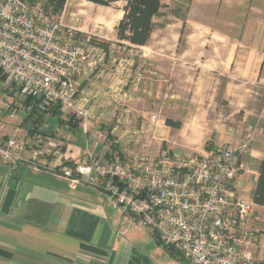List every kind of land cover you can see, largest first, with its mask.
I'll list each match as a JSON object with an SVG mask.
<instances>
[{"label":"crops","instance_id":"obj_1","mask_svg":"<svg viewBox=\"0 0 264 264\" xmlns=\"http://www.w3.org/2000/svg\"><path fill=\"white\" fill-rule=\"evenodd\" d=\"M161 1L184 8L177 12L184 32L179 24L173 29L176 44H152L154 32L146 46L127 42L111 46L116 55L98 44L106 52L105 58L87 68L78 80L88 130L83 131L82 124L79 129L53 125L50 137L43 135V148L48 149L50 142L58 146L48 149L47 160L60 165L84 158L88 152L107 153L111 144L108 133L122 157L139 154L128 143L131 134H136L130 119L139 111L136 89L129 86L135 83L138 60L134 48H139L143 60L152 66L149 73L159 77L148 82L159 83L161 114L166 115L164 122L169 127L157 125L153 140L148 136L144 143L194 157L220 146L238 148L250 139L243 156L247 170L236 180V188L237 194L253 201L264 160V0ZM120 2L106 8L111 11L107 21L115 16L118 24L122 20L126 5L117 15L114 9ZM73 3L67 1L63 16ZM86 3L95 10L105 9ZM73 5V11L81 12L75 10L80 4ZM23 106L22 113L12 119L3 117L0 109V137L34 138L25 128ZM169 120L181 126H170ZM61 132L65 133L62 139ZM171 134L174 136L168 137ZM32 151L29 147L27 154ZM10 172L9 165L0 161V264H193L181 253H169L157 234L114 209L103 191L84 185L70 188L57 175L34 171L25 164L14 174ZM253 207L249 225L258 239L256 257L264 261V207Z\"/></svg>","mask_w":264,"mask_h":264},{"label":"built area","instance_id":"obj_2","mask_svg":"<svg viewBox=\"0 0 264 264\" xmlns=\"http://www.w3.org/2000/svg\"><path fill=\"white\" fill-rule=\"evenodd\" d=\"M92 41L76 28L46 19L27 0H0V89L18 93L23 105L30 100L43 111L59 109L62 117L74 116L88 130L78 80L106 55ZM44 145L42 133L29 140L0 137V161L9 165L11 174L25 164L57 175L70 188L84 185L103 191L114 209L193 264H264L256 257L258 239L249 225L254 202L236 188L247 170L243 156L250 139L238 148L220 146L194 157L168 151L155 157L145 152L109 157L110 144L107 153L88 152L72 165L49 163L48 149L58 145Z\"/></svg>","mask_w":264,"mask_h":264},{"label":"rangeland","instance_id":"obj_3","mask_svg":"<svg viewBox=\"0 0 264 264\" xmlns=\"http://www.w3.org/2000/svg\"><path fill=\"white\" fill-rule=\"evenodd\" d=\"M68 1V0H67ZM72 1V0H71ZM75 3L78 5V8H75V10H81L79 11H73L75 3L71 4L67 12L65 13V16H63V13L65 12V9L63 13L60 16L51 15L50 13H46V11H43V4L39 3L37 5H33L35 7H38L41 12L43 13L44 17L48 20H56L58 22H61L63 26L65 27H74L78 30L80 29L83 31V36L90 35L91 38H93V41L95 44H101L108 48V54L116 55L117 53L112 52L111 46L113 45H121V43H126V41H121L118 39L117 35V25H118V18L116 16L114 17V20H106V17L111 12L110 10H106V6H100L105 9L98 8L95 10V6H91V4H87L86 0H74ZM86 1V2H85ZM169 1V0H168ZM119 2V1H118ZM114 3V2H113ZM162 8L160 10V13L158 16L154 18L155 27L153 30V40L151 41L152 44H158L160 42H168V43H175L176 39L174 35L173 29L177 27L179 24V28L182 29L184 32L185 25L182 24V20H177V12L184 11V8L179 5L175 4L173 1L162 3ZM67 5V4H66ZM96 5V4H95ZM118 6H115V15L118 14L123 8V5H127L126 1L120 2L117 4ZM91 6V7H90ZM111 7V5L109 6ZM113 7V6H112ZM126 6H124L125 9ZM72 8V9H71ZM63 17V18H61ZM121 20V18H120ZM80 33V32H79ZM151 39V38H150ZM149 42V41H148ZM128 43V42H127ZM124 55H127L128 50L124 51ZM144 52H142L139 48H134V55L137 57L138 64L136 66V72H134V80L135 83L129 84V86H134L133 88L136 90H133L135 98L137 99V108H139V111L135 113L134 119H130L133 121L136 134H131L132 136L129 138V142L133 147H137L135 149V152L139 153V150L141 152H145L149 154V156L155 157L158 155V153L163 152V146L161 148L160 145H146L145 140L147 141V137L150 136V138L153 140L154 135V129H156L157 125L161 126L164 129H168L169 127L165 125V118L161 114L162 105L159 104L160 99V93L158 88V81L157 84L151 83L149 85V78H151V81H154L157 78H154L149 71H151L152 66L149 65L150 62H145L142 58ZM158 54V52H157ZM119 55L122 56L121 52H119ZM141 55V58L139 57ZM159 71V70H158ZM171 82L168 83V87H171ZM4 87H1L0 89V109L2 112H4L3 117H10L12 113H14V116H16L19 113H22L21 110V103H20V96L18 93L9 94L5 93L3 90ZM171 89V88H169ZM154 90V91H153ZM19 101H17V100ZM170 106V105H169ZM172 108L175 109L174 104L171 105ZM24 108V107H23ZM169 109V108H168ZM180 111L181 108H176ZM169 112V110H168ZM170 113V112H169ZM6 115V116H5ZM2 117V118H3ZM70 117H73L74 123H78L77 126H73L72 129H79V125L81 124V121L76 119L74 116H66L62 117V122H67L68 119L70 120ZM173 119H179V116H171ZM59 120L56 117H52L51 115H48L46 117V122L44 126V130L48 129L50 126H65L62 124H59L57 122ZM161 120V121H160ZM149 126H151V131L149 130ZM70 128V127H69ZM172 131L177 133L176 129H171ZM80 131V130H79ZM65 135V133H60V138L62 139V136ZM174 134L168 135V137H173ZM20 139V138H19ZM148 146V147H147ZM148 151H147V150ZM165 150L166 147H165ZM159 153V154H160ZM72 163V162H70Z\"/></svg>","mask_w":264,"mask_h":264},{"label":"trees","instance_id":"obj_4","mask_svg":"<svg viewBox=\"0 0 264 264\" xmlns=\"http://www.w3.org/2000/svg\"><path fill=\"white\" fill-rule=\"evenodd\" d=\"M96 5L109 7L113 2L126 1L127 5L125 7V13L122 20L117 26L118 39L121 41H126L134 46H146L153 33L155 23L154 18L159 15L162 8L161 0H86ZM30 5H37L42 3L43 11L50 13L51 15L60 16L67 4V0H27ZM53 20V19H52ZM103 46L106 50V46ZM24 108L27 106H32L31 110L27 113L24 125L27 133L30 137H35L38 134H43L45 137H50L53 126L44 130L47 114L52 117H56L59 120L57 122L62 125H67L72 128L77 126L78 123H74L73 117H70L67 122H62V114L59 109L45 110L39 108L37 103H33L30 100L24 102ZM62 120V121H61ZM170 126L179 128L181 126L180 122L167 121ZM107 139L111 143V147L107 156L117 153L121 158L119 146L115 143V138L108 133ZM65 165H72L70 162H65ZM253 202L256 205L264 207V160L259 165V177L254 192ZM158 236V235H157ZM160 242V241H159ZM160 245L162 243L160 242ZM163 246V245H162ZM164 247V246H163ZM172 255L180 254L173 247H164ZM181 255V254H180Z\"/></svg>","mask_w":264,"mask_h":264}]
</instances>
